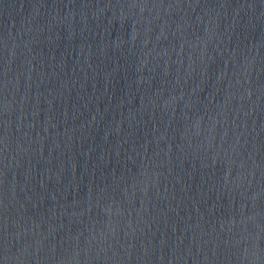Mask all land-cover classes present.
<instances>
[{
	"label": "water",
	"instance_id": "obj_1",
	"mask_svg": "<svg viewBox=\"0 0 264 264\" xmlns=\"http://www.w3.org/2000/svg\"><path fill=\"white\" fill-rule=\"evenodd\" d=\"M0 264H264V0H0Z\"/></svg>",
	"mask_w": 264,
	"mask_h": 264
}]
</instances>
